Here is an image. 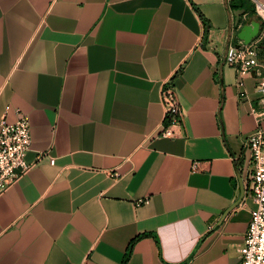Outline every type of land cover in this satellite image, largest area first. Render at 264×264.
<instances>
[{"label":"crops","instance_id":"0c3cea01","mask_svg":"<svg viewBox=\"0 0 264 264\" xmlns=\"http://www.w3.org/2000/svg\"><path fill=\"white\" fill-rule=\"evenodd\" d=\"M231 3L0 0V122L28 115L34 162L0 191V264H239L264 22ZM254 21L262 66L240 75L225 51Z\"/></svg>","mask_w":264,"mask_h":264},{"label":"built area","instance_id":"2783aa9c","mask_svg":"<svg viewBox=\"0 0 264 264\" xmlns=\"http://www.w3.org/2000/svg\"><path fill=\"white\" fill-rule=\"evenodd\" d=\"M253 11L264 22V2L254 0ZM258 42L259 40L255 39L236 44L230 40L224 61L235 66L240 75L262 66ZM256 88L260 92L259 107L252 108V113L260 122L258 121L256 128L244 139L243 152L237 157L241 159L238 171L244 190L250 194L254 202L250 209L251 215L243 242L238 249L239 264H264V76ZM161 100L164 108V125L160 134L174 136L176 131L172 126L182 123V110L171 77L163 83ZM15 112L14 121L0 122V191L34 164L25 158L31 144L29 117L20 108H16ZM141 201L143 198L138 199V202Z\"/></svg>","mask_w":264,"mask_h":264},{"label":"water","instance_id":"95a60500","mask_svg":"<svg viewBox=\"0 0 264 264\" xmlns=\"http://www.w3.org/2000/svg\"><path fill=\"white\" fill-rule=\"evenodd\" d=\"M242 11H243V8H238V9L234 10L235 15H236V20L238 19V16H239L240 12H242ZM251 27L253 29H250ZM257 31H258V21L247 22V23L242 25V27H241L240 31L237 33V35L239 37H242L245 40V42H249L251 36L255 35L257 33ZM238 178H239V182H240L241 191H244L242 181L240 178V173L238 174Z\"/></svg>","mask_w":264,"mask_h":264},{"label":"trees","instance_id":"16d2710c","mask_svg":"<svg viewBox=\"0 0 264 264\" xmlns=\"http://www.w3.org/2000/svg\"><path fill=\"white\" fill-rule=\"evenodd\" d=\"M245 4V8L249 9L250 11H253V3H249L247 0H232L231 5L232 6H241Z\"/></svg>","mask_w":264,"mask_h":264}]
</instances>
